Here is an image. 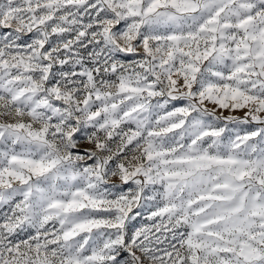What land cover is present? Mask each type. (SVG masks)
<instances>
[{"label": "snow or ice", "instance_id": "obj_1", "mask_svg": "<svg viewBox=\"0 0 264 264\" xmlns=\"http://www.w3.org/2000/svg\"><path fill=\"white\" fill-rule=\"evenodd\" d=\"M0 264H264V0H0Z\"/></svg>", "mask_w": 264, "mask_h": 264}, {"label": "rangeland", "instance_id": "obj_2", "mask_svg": "<svg viewBox=\"0 0 264 264\" xmlns=\"http://www.w3.org/2000/svg\"><path fill=\"white\" fill-rule=\"evenodd\" d=\"M225 115H227V113H225ZM237 115H242V113H237ZM86 147H89V145L87 144L86 141H84L83 139H81V145H80V150L82 151L84 148ZM146 222V221H145ZM140 223H141V219L140 218H137L136 221H133L132 224L134 226H140Z\"/></svg>", "mask_w": 264, "mask_h": 264}]
</instances>
